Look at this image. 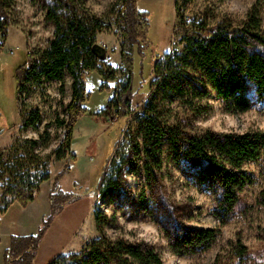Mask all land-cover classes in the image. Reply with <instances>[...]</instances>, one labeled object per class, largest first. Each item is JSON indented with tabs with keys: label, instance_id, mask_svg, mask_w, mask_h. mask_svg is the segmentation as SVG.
Masks as SVG:
<instances>
[{
	"label": "trees",
	"instance_id": "obj_1",
	"mask_svg": "<svg viewBox=\"0 0 264 264\" xmlns=\"http://www.w3.org/2000/svg\"><path fill=\"white\" fill-rule=\"evenodd\" d=\"M138 1L121 0L117 9L116 25L122 36L123 79L115 88L108 107L98 115L112 109L118 120L134 113L133 101L144 84H147L149 97L142 112L133 117L134 125L125 132L123 129V143L111 161L108 160L109 168L106 165V173L99 183L100 195L107 198L120 196L126 186V169L141 175L145 187L161 193L157 187L163 178L164 143L167 142L169 157L193 166L199 181L219 194L220 216L228 217L239 209V194L251 183L243 167L261 157L264 133L217 134L205 130L193 134L189 129L194 120L207 111L203 101L209 95L208 87L233 113L250 109L253 96L264 100V0H256L241 21L224 17L213 22L207 13H196L189 18L187 10L194 0H174L178 24L172 36L178 40L177 47L162 56L151 51L153 61L146 78L143 60L151 47V24L148 13L138 8ZM79 3L84 4L82 0L47 2L46 21L54 27L53 37L44 49L26 53L25 60L14 71L17 99L45 81L59 82L63 93L67 76L71 79V98L65 106L64 116L46 124L38 139L16 140L0 154L3 186L0 216L14 205L26 208L35 201L40 186L51 178V159L66 161L48 195L49 212L43 216L37 232L12 235L3 252V264H34L40 244L55 218L66 206L81 199L77 194L61 190L57 180L70 170L68 161L75 159L71 152L74 128L88 112L85 107L89 97L87 76L97 70L105 80L101 90L109 88L106 81H112V78L99 65L98 52L93 51L101 24L82 20L78 15ZM9 6V0H0V52L8 37ZM136 58L139 60L137 67ZM137 70L142 77L138 89L134 85ZM41 122L37 107L20 108V128L37 129ZM2 124L0 103L1 134L4 132ZM52 145L55 148L50 154L42 155V151ZM138 202L142 203V200ZM258 203L264 205V190L258 196ZM168 209L170 215L169 206ZM94 219L99 237L87 242L80 252L61 253L49 264H164L160 254L148 244L108 237L104 229L113 221L106 214L95 211ZM170 221L169 233L175 240L171 250L177 256H189L199 249H208L219 235L215 229H185L176 219ZM235 244L234 254L243 260L249 255L248 249L240 239ZM257 255L264 258V248ZM214 264H231V261L226 262L218 255Z\"/></svg>",
	"mask_w": 264,
	"mask_h": 264
},
{
	"label": "rangeland",
	"instance_id": "obj_2",
	"mask_svg": "<svg viewBox=\"0 0 264 264\" xmlns=\"http://www.w3.org/2000/svg\"><path fill=\"white\" fill-rule=\"evenodd\" d=\"M48 1L9 0L8 37L0 52V103L4 127V132L0 134V154L6 152L16 140L38 139L46 124L54 122L58 116H64L65 106L71 98L69 76L66 77L63 93L59 82L45 81L42 85L33 86L28 94L19 99L15 96L16 67L25 60L26 53L44 49L53 37L54 27L46 21ZM82 1L84 4L79 3L77 6L79 17L86 22L98 21L101 24L95 43L105 50L107 56L98 61L112 81H106L109 88L101 90L105 80L97 70L86 78L89 97L85 107L88 112L74 128L71 152L75 159L68 161L70 170L57 180V186L61 190L77 194L81 199L66 206L55 218L40 244L34 264H49L61 253L80 252L87 242L98 238L95 211L112 218L113 224L104 229L108 237L148 244L160 254L164 264H214L218 255L226 262L231 261V264H264V258L257 255L264 248V205L258 203V196L264 190V152L257 161L244 165L243 171L251 178V183L239 194V209L228 217L220 216L219 194L214 188L199 181L193 166L169 157L167 142L164 143L166 151L161 173L163 178L157 187L162 190L161 193L145 187L141 175L126 169L123 193L111 198L100 195L99 183L103 173H106L107 162L109 159L111 161L123 143V129L125 132L132 127L133 117L142 112L149 93L147 84H144L133 101L134 113L125 118L117 120L116 112L112 109L98 115L108 107L115 88L123 79L122 36L116 25V12L121 0ZM255 1L194 0L187 13L189 18L196 13H207L212 22L224 17L241 21ZM138 8L148 13L151 24V47L143 60L146 78L153 61L151 51L162 56L177 47L178 40L173 38L172 31L178 21L175 17L174 0H139ZM262 17L264 21V8ZM135 62L137 67L138 58ZM141 79L137 70L134 81L137 89ZM208 90L209 95L203 101L207 111L191 124V133L205 130H212L217 134L249 131L264 133V100L253 96L250 99V109L233 113L228 111L226 102L214 90L210 87ZM176 105L177 101L174 107ZM25 106L40 110L42 122L37 129L19 127L18 112ZM54 148L55 145H52L44 149L42 155L50 154ZM51 160V178L40 186L35 201L26 208L14 205L0 216V264H3V252L9 246L10 237L34 235L43 216L49 212L48 195L66 164L65 160ZM2 192L0 182V194ZM140 199L142 203L138 202ZM168 206L171 209L170 215ZM172 218L185 229H215L219 231V235L210 248L199 249L189 256H177L171 250V244L175 241L169 233ZM238 239L242 240L249 252L243 260H239L233 250Z\"/></svg>",
	"mask_w": 264,
	"mask_h": 264
},
{
	"label": "water",
	"instance_id": "obj_3",
	"mask_svg": "<svg viewBox=\"0 0 264 264\" xmlns=\"http://www.w3.org/2000/svg\"><path fill=\"white\" fill-rule=\"evenodd\" d=\"M93 51L98 52L97 54L100 60H104L107 56L105 50L96 43L93 46Z\"/></svg>",
	"mask_w": 264,
	"mask_h": 264
},
{
	"label": "built area",
	"instance_id": "obj_4",
	"mask_svg": "<svg viewBox=\"0 0 264 264\" xmlns=\"http://www.w3.org/2000/svg\"><path fill=\"white\" fill-rule=\"evenodd\" d=\"M173 51H174V48L171 49V52H173Z\"/></svg>",
	"mask_w": 264,
	"mask_h": 264
}]
</instances>
